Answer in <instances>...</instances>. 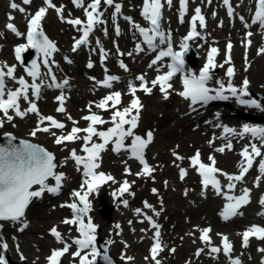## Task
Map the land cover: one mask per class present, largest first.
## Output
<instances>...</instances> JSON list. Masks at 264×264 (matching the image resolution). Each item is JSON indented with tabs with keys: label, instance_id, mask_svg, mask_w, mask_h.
<instances>
[{
	"label": "snow or ice",
	"instance_id": "1",
	"mask_svg": "<svg viewBox=\"0 0 264 264\" xmlns=\"http://www.w3.org/2000/svg\"><path fill=\"white\" fill-rule=\"evenodd\" d=\"M33 0H22L23 5H30ZM212 0H207L211 4ZM243 0H241V3ZM71 3L77 9H82L85 20L77 18H66L64 15V5L57 6L54 0H42V5L34 14H28L27 32L22 34L18 31L16 26L8 23L6 28L17 37L24 36L26 43L18 45L15 49V59L21 66L24 65L23 53L29 49L37 53V59L33 60L31 65L24 67L26 76L30 78V82L25 76H16V65H8L7 63L0 65V128L4 127L5 119L11 123L15 117L20 119L26 118L30 113L38 117L36 128L30 133L35 137L38 133H51L55 139L54 143L58 146L67 143H76L82 141V146L78 154L76 149L69 151V156L63 163L71 160L75 164L77 172L82 174V183L80 191H73L71 197L73 202L69 204H62L60 207H67L71 209L72 216L70 219L62 221L65 225L76 227L77 237L71 239L69 243L66 241L62 234L56 227L50 229L49 234L55 239L57 244L62 245L60 249L51 250L50 255L46 258L47 264H62V258L65 254L70 253V249L74 246L75 251L71 252L73 260L78 259V264H97L98 259H102L105 264H112L107 252L101 255L100 249L97 247L96 234L97 226L94 224L90 212L93 210L92 203L89 199L90 195L96 192L103 184L111 181L116 183L113 176L98 171L101 168L102 153L109 150L117 155L122 152L129 153V159H135L142 166L141 171L136 173L138 177H151L155 169L150 166L145 159V150L153 142L154 134L152 131L146 133V137L135 134V130L139 126L141 112L143 111V104L139 97L136 95L138 91H142L145 95H151L152 92L159 87V91L164 100L170 98V90L173 89V79L179 76L182 83V91L177 92L181 98L189 101V108L191 111L196 110V105H206L213 100H228L235 98L237 103L249 108H255L264 112L262 106L255 99H245L250 96L248 91L250 81L245 78L241 86L237 87L233 83L235 77V68L232 63L231 52L233 49L232 43L229 41L226 45V55L223 64L216 63V56L219 55L217 47H210L207 53L206 62L199 70V73L191 71L185 63V57L191 50V42L197 39H205L201 31L198 29L206 28V19L202 14L200 7L195 8L194 14L190 19V27L186 36L180 41L179 50H174L173 34L171 30L167 32L162 28L163 10L165 4L168 8L173 5V0H142V7L140 11L141 17L147 22L148 27H143L135 23L130 16H124L123 19L131 25L135 33L139 34L141 42L135 44V54L139 55L145 51L154 53V58L148 64L151 69L155 66V71L158 75L151 81L146 80L145 75H139L136 80L139 85L131 82L128 84V94L132 97L129 105L122 110L117 107L122 103V93L120 91L111 92L109 95L103 97L94 106L101 111H109L115 109L111 113L110 120H105L101 115L92 111V104L88 106V115L81 117L82 120L87 121V127L80 128L76 126L79 122L74 120L70 115L68 119L72 122V128L66 134L57 135L53 129L63 131L66 125L58 121L52 116H43L37 106L36 101L41 98L43 88L59 89L61 95L56 97L59 104L56 111L58 113H66L65 102L66 97L63 95V90L69 85V80L66 78L62 82H58L54 68L59 65L54 59V54L59 51V48L44 32L42 22L44 21L49 10H54L62 23L70 25L78 33L79 37H74V43L71 51L77 52L83 46H90V37L96 31L98 26L105 25L107 22L103 19L105 11L102 5L108 8H113L112 21L115 25V34L119 36L121 30L116 24L117 16L122 14V5L116 0H90L85 4V0H71ZM189 0H179V21L181 24L185 22V16L188 12ZM223 6L226 8L227 15L231 19L235 14V8L231 0H222ZM10 7L20 13H26L24 7H20L17 3L12 2ZM71 16V13L68 14ZM213 13V17H215ZM9 20L14 17L9 16ZM245 29L250 28L252 25H257L261 30H264V0H255V10L251 16V23L245 20L241 15L239 17ZM223 26V22L220 23ZM105 36H107V28L102 29ZM253 33L247 31L245 33V71L248 70L247 49L251 47ZM96 45L99 50L100 63L104 67L105 75L101 81L93 79L97 87L111 89L114 83L119 82V77L116 75L108 74L105 62L108 58V52L103 48L99 38L96 39ZM117 53L120 56L125 53L120 52L117 47ZM264 54V47L258 49L257 55ZM132 56L133 53H127ZM167 59V63H163ZM66 63L71 64L73 61L65 56ZM229 65L226 69V76L228 78L227 84L223 80H217L218 87H209V82L212 81L214 71L217 67L223 68L224 65ZM41 67L46 71L41 72ZM88 68L94 67L91 60L87 64ZM119 67L124 71H128V66L121 60ZM166 68L167 71L161 72V69ZM14 83L17 87L9 88L8 83ZM21 101L27 104L26 108L21 107ZM14 114V115H13ZM217 118H219L217 116ZM111 124L106 130H99L98 125ZM223 128V139L228 142L215 151L223 154L225 150L232 151L233 144L229 137L237 136L241 139L248 136L252 141H259V145L255 142L246 144L239 155L238 174H229L222 169L216 167V159L214 156H209V164H205L201 159L199 150L189 158V166L194 169L201 178L202 195L211 188L217 196H223L227 202L220 213L224 221H229L237 215H243L240 211L241 208L251 203V189L243 188L239 195H235L237 185L243 183L249 171L253 168L254 164H258L259 175L255 178L254 186L259 187L261 178L264 177V127H254L244 124L239 132L236 129L227 126L217 125ZM80 133L85 135L81 136ZM97 138L96 142L93 138ZM131 139V143L127 144L126 141ZM9 143L7 146H0V222H11L19 226V231L23 232L29 227L25 219L26 210L34 199H41L47 192L51 195L58 196L63 187V182L67 179L63 172H58L57 168L62 166L56 162V157L53 153L27 141H20L19 145L11 143L14 137L9 136ZM214 143V140L209 141V146ZM176 161H183L184 157L178 153L173 152ZM257 158H260L257 161ZM179 167V165H176ZM125 175H131V170L125 168ZM188 175V170L179 167V178L184 180ZM219 177H223L227 181L226 185H222ZM49 180L54 181V185L48 183ZM38 186V187H34ZM167 186V182H165ZM131 184L125 180L120 185L116 192L112 195L115 199L122 198L125 193H131ZM226 189V191H225ZM154 195H158L156 189H152ZM187 195V192H185ZM123 206H128L127 200H122ZM259 204L264 208V196L259 199ZM145 209H152V205L144 201ZM136 215L143 216L144 219L140 223L148 222L153 232V244L150 248L151 260L154 264H161L158 255L162 252L163 246L161 243L160 225L155 222L152 216H148L140 209H136ZM153 215L158 217L160 212L153 209ZM264 216V212L258 213ZM131 224V221L129 222ZM119 228V225H116ZM142 231H146L143 230ZM210 227L200 230L199 240L207 248L209 254H214L213 258L223 252V255L228 259V264H241L238 257L232 256L233 245L229 241L228 236L218 234L221 237V245L214 246L210 233ZM255 237L259 240H264V227L252 225L250 228L242 233V247L249 246L250 238ZM109 244L111 241L108 242ZM125 247L127 245L125 244ZM0 249L7 250L8 244H0ZM174 253L175 249H171ZM205 248L197 249L195 256L198 258ZM264 252V248L258 249ZM21 260L25 257L21 255ZM122 260L130 261L132 257H121ZM147 259V257H146ZM0 264H8L4 255H0ZM264 264V260L261 261Z\"/></svg>",
	"mask_w": 264,
	"mask_h": 264
},
{
	"label": "rangeland",
	"instance_id": "2",
	"mask_svg": "<svg viewBox=\"0 0 264 264\" xmlns=\"http://www.w3.org/2000/svg\"><path fill=\"white\" fill-rule=\"evenodd\" d=\"M35 1V0H34ZM38 1V0H36ZM121 0L123 2V7H127V10L124 12L127 15L136 16L138 7L140 5L141 0ZM7 6V2L1 0V5ZM43 6L42 3H35L34 5L30 4L27 7L28 11H33L35 8ZM128 9L131 11L133 9V12L130 13ZM168 10H170L168 12ZM75 13V10H74ZM109 13L111 14V10H109ZM178 11H175L173 9V5L171 8H168L165 12L164 16V25L167 26V23L169 21H172V25L176 29V36H179V38H183L185 33L188 31V26L185 18V22L183 24L179 21V15ZM8 14V13H7ZM66 14H69V11L66 12ZM2 20V19H1ZM6 16H4V19L2 22L0 21V40L4 43V46L10 41V44H13V41L11 38H7V34L15 35L11 32L6 31L4 25H5ZM19 20V19H18ZM19 23H21L22 32L24 26V20L20 19ZM103 28L97 27L94 36L99 35L100 43H104L107 47H110L111 42H114L116 44H119L121 46L124 45L125 41L124 38H121V40H112V31L111 28H108L107 36L103 33ZM215 32V35L210 37L212 32ZM44 32L47 34H52L55 36L58 40L62 42V45L66 48H71L72 43L74 41V37H77L76 30L75 32H72V29L65 24L60 23V21L56 18L55 22L52 18L49 19V24L46 25V28H44ZM132 32V28L130 25H127L125 28V33L130 34ZM207 38L205 42H212V41H222L223 44L226 42V40L230 39V31H222L218 28V21H210L209 27L207 29ZM179 33V34H177ZM16 38H18L15 35ZM96 39L93 37L94 45H96ZM201 39H199L198 42L193 43L194 49L197 48V45L202 43ZM236 42V58L240 59L236 62H234V68L236 72V76L234 77V81L237 83L242 84L243 79L247 78L250 81L249 87L251 91L259 95V98L262 99V102H264V72L262 70L259 71L260 68L264 66V57L259 58L257 56V50H254V55L251 59L248 60V64L250 67L248 68V73L245 72V61L243 60L242 52L240 50H237V47L243 42V39L237 38L235 39ZM132 44L133 39L129 41V47L127 46L128 51L125 54V60L126 62H129L131 56H128L127 53L132 52ZM243 44V43H242ZM10 48H5L2 61L6 62L10 59L11 54H9ZM112 54L114 55L113 51ZM198 54L201 56L202 51H198ZM1 62V61H0ZM145 64H149V61L145 58ZM5 64V63H2ZM8 65H15L14 63H7ZM143 63L139 61H134L130 65H128V71L125 72L130 76V81L134 82L136 80V77L138 74L142 73L143 71ZM223 64V63H220ZM78 69H84V62L83 64L78 65ZM116 67L122 71V69L116 65ZM221 68V67H220ZM224 69V71H222ZM226 69L222 68L219 69L218 74H221L223 77L226 75ZM244 70L240 72V70ZM97 73H99V69H96ZM76 76L79 77V75L76 74ZM84 76V73H83ZM81 78V77H79ZM81 79L87 80V77H83ZM79 88L85 89L86 84H77ZM160 94V95H159ZM91 95V92H88V96ZM87 100V98H85ZM143 108L145 109L144 113L141 112V118H140V124L141 126L136 131V135H140L142 137H146V133L148 131H152L154 134V140L149 145L150 149H147L145 151V155L147 158L152 159L154 165L157 167V171L151 176V177H143L141 176V180H137V191L134 193V195H129L125 200L128 201V206H123L122 200L121 203L118 205V210L112 214V222H109L108 220L104 219L102 216H100L99 213V206H100V199L104 201V203L114 202L111 199V195L113 193V189L104 190L100 193L101 198L95 197L94 202L97 206V210L95 211L96 215V222H97V236L102 237L104 241H111L112 244V252H110V260L112 264H117L118 261H121L122 264H154V262L151 260V257L148 256V252L151 248V238L152 234L146 233V240L144 242H141L140 235L141 230L140 228H143L147 231H149V226L147 224H139V220L141 219L140 216L135 215L136 209L141 208L143 205V202L147 199H154L155 201L151 203L152 209L148 211V214L151 216L153 215V209L155 211L164 212L163 222H164V229L166 230L165 234V252L159 253L158 259H160L161 263L165 260L164 264H184L186 260H188V257L192 256L195 253V247L197 244V241H195L194 238H192V235L194 234V229L197 227V225H200V230L204 228H208L206 224H208L212 218L210 217V209L214 208L215 210L212 211L213 216L216 217L217 220L220 219V210L219 206L220 203H217L212 206V204H209V200L213 199L214 197L210 195L211 191H207V193H204L202 195V190L196 189L194 179L192 177L188 178L185 183L179 182V175L177 172V167L174 165V162L176 161L173 152L178 153L180 156H183L184 153L187 154V157L183 159L186 165H189V158L192 157L196 152L192 150V146L197 147H205L207 148V158L211 155L214 156L215 159L220 160V165L222 157H225L227 154H232L234 156H237L238 159L240 158L238 154V147L236 145H233L232 151H227L223 154L216 152L215 149L222 147L226 144L225 141H216L211 146H209V141L214 140L210 134H205V131H197V124L193 123L191 127H189V122L187 120V117L185 115V112L180 113L179 115H176L175 113V107L176 102L178 100V95L176 93V89L174 88L173 91L170 93V98L168 100H164L162 98V95L159 90L154 91L151 95H143ZM86 102V101H85ZM84 102V103H85ZM83 103V105H84ZM82 105V106H83ZM82 106H76L74 113L78 114L80 117L83 113H85L86 109ZM81 107V108H80ZM73 109V108H71ZM56 111V107L54 105L51 108H47V110L44 111V114L51 115L54 114ZM14 115V114H13ZM0 118H3L2 114H0ZM65 118V117H64ZM36 125V118H32L30 121H22V122H11L8 121L5 122L4 129H1L0 133H12L17 138H20L19 140L30 142L31 132L35 128ZM212 129L213 127H209ZM208 128V129H209ZM194 133L198 134L199 137H202V142L194 139ZM221 132H218V135L215 136V138H218L221 136ZM52 137L53 140L55 137L52 134H45L41 135L38 138L34 139L33 141L43 146L44 148L48 149L49 151L56 152L60 154V160H66L68 157L67 152L70 150L65 146H56L52 141H50L48 138ZM32 141V140H31ZM82 142V141H81ZM96 142H99L98 139H96ZM131 143V140L129 141ZM215 153H219L220 156L217 157ZM106 156H104L105 160L109 159V162H107L104 165V169L108 170L109 172H112L116 174L117 176H123V165L125 162V152H122L119 155H115L111 158V153L107 152L105 153ZM154 157H157L158 159H154ZM128 158V156H127ZM202 159V158H201ZM183 161H181V164H183ZM180 163V161H176ZM207 162H210L209 159ZM232 164H235V160L233 161H227ZM206 164V162H204ZM63 169L61 172L65 174L67 179L63 182V187L66 185L68 187H76L78 183V176L76 173L75 165L68 160L67 163L62 164ZM61 166V167H62ZM172 170V174L169 172V170ZM230 174H238V172H231ZM128 180H133V178H128ZM251 180V179H250ZM50 185H54V181L49 180ZM221 184L226 185L225 182L221 178ZM245 181V180H244ZM165 182H167V186H165ZM252 183V182H251ZM243 184V185H242ZM242 185V186H241ZM241 186V187H240ZM251 185L250 183L247 184V187L249 188ZM246 187V185L243 183H240L237 185L238 194L242 191L240 188ZM115 188V187H114ZM261 187L260 189H262ZM152 189H156L158 195H154L152 192ZM185 192H187V195H185ZM48 193L46 192L43 197L41 198V203L46 200ZM70 197V193L66 195V198ZM213 197V198H211ZM254 196L251 195V198ZM37 204H34V211L39 210L40 213H43L40 218H46L48 221L43 223H37L38 219L36 218L37 214L34 215L35 212H32V224L29 230V234L26 237V234L23 235L26 239V241H30L31 246L30 249L25 250V254L27 256V262L24 264H43V261H45L46 254L49 253L51 249L57 248L60 245L54 242V245L51 243V241L48 243L47 248L40 247L39 244L41 242H44L46 239H49L47 237H51L49 234L50 229L53 227H56L57 229H62V237L68 241L72 235L73 230L70 231L69 227H64L62 225V219L61 217L62 212L58 210V207L61 205L60 202H55L53 206H47L46 204H42L41 206H37ZM222 206V205H221ZM57 208V209H56ZM38 212V213H39ZM250 213L254 214L255 212L253 210H250ZM58 214L57 217L54 219H49V215ZM196 216H193L195 215ZM121 217L125 219L124 225H120L119 222H122ZM156 217V216H154ZM195 217L199 219L202 217L205 221H196L194 220ZM61 219V220H60ZM131 221V224L129 223ZM211 224H213L211 222ZM116 225H119L120 227L117 228ZM241 227H235L233 232H221L224 235L228 236L230 240L234 242V244L240 245L242 240V230ZM200 232V231H198ZM212 238V242H216L215 244H218L219 239L216 235L210 234ZM236 237H241L240 240L236 241ZM50 240V239H49ZM217 240V241H216ZM118 243V244H117ZM53 245L52 247H49L50 245ZM125 244L127 247H125ZM119 245V248L118 246ZM256 245V249H260L262 246H264V243H254ZM24 246V245H23ZM118 248V249H117ZM139 248V249H138ZM171 249H175L174 254L175 256H171L169 253L172 252ZM118 253L119 256H125V257H132V261H126L119 259L118 261L115 260V256H113V253ZM125 252H127L125 254ZM138 252V254H137ZM259 251L257 255H255L253 252H249L248 250L243 252L244 258L246 261V264H261V258L262 255ZM115 257V258H114ZM147 257V259H146ZM243 258V256H241ZM264 260V256H263ZM119 263V262H118ZM105 264V262L103 263ZM198 264H203V259L198 262Z\"/></svg>",
	"mask_w": 264,
	"mask_h": 264
},
{
	"label": "bare ground",
	"instance_id": "3",
	"mask_svg": "<svg viewBox=\"0 0 264 264\" xmlns=\"http://www.w3.org/2000/svg\"><path fill=\"white\" fill-rule=\"evenodd\" d=\"M40 0H38V2H39ZM132 1H134V0H132ZM33 3H35V1L33 2ZM247 4V3H246ZM81 9H76V11H77V13L78 14H81V11H80ZM6 11H7V9H3L2 7L0 8V21L2 22V20L4 19V16H5V13H6ZM170 10H168V12H169ZM28 13V11L26 10V13H24L23 15H22V17H24L26 14ZM105 14L107 15L108 14V12L106 11L105 12ZM2 19V20H1ZM166 24L168 25V23H167V21H166ZM18 29H19V32H21V27L18 25V27H17ZM167 30H171L172 32L175 30V33H176V29H175V27L174 26H172L171 25V23L169 22V25H168V27H167ZM204 32L205 31H203V34H204ZM206 33V32H205ZM177 34H179V33H177ZM179 37V36H178ZM193 47V46H192ZM237 50H239V48H237ZM191 54H193V53H195V49H194V47L191 49ZM141 55H143V54H139L138 56H140L141 57ZM240 59H238V61H239ZM143 63V62H142ZM147 65L146 64H144L143 63V67H146ZM250 70V69H249ZM249 70H247V71H245L246 73H248V71ZM260 70H262V72H264V66L262 67V68H260L259 69V71ZM242 71H244V70H240V72H242ZM76 74L77 75H79V77H81V78H83L84 76H83V71L82 70H77L76 71ZM76 74H75V76H76ZM249 90H251V89H249ZM248 90V91H249ZM254 94V93H253ZM70 101H71V104H74V103H80V101H81V99L79 98V97H77L76 99L75 98H71L70 99ZM47 102V100H45L44 101V104ZM177 104H176V107H175V113H176V115H179L180 113H183V112H188L189 110H190V108H189V106L187 105V101L186 100H184L183 98H181V97H179L178 98V100H177V102H176ZM66 109H69V107H68V105L66 106ZM188 115V114H187ZM190 118H192L191 116H190ZM193 125V121L191 120L190 121V123H189V127H191ZM202 129H204V127H202ZM0 131H1V129H0ZM194 139H196V140H198V141H200V142H202V137H199V135L198 134H196V133H194ZM192 148V150L193 151H195V150H197V146H192L191 147ZM200 152H201V157L203 158V160L204 161H207V158H206V156H207V150L206 149H204V148H201L200 149ZM155 159H158L157 157L155 158ZM222 160L223 161H221V165H220V167L222 168V169H228V166H229V168L231 169V170H234L235 172H237L238 170H239V161H240V159H238V157L237 156H234V155H232V154H227L225 157H222ZM233 160H235V164H230V163H228L227 161H233ZM180 163H181V161H180ZM183 164H185V162L183 161ZM226 164L228 165V166H226ZM174 165H180L178 162H174ZM60 171L63 169V166L61 167L60 166ZM169 172L172 174V176H173V171L170 169L169 170ZM251 179V180H250ZM251 182L253 183V182H255V177H253L252 175H249V176H247V178L245 179V181H244V184L246 185V187H247V184H251ZM243 185V184H242ZM241 185V186H242ZM240 186V187H241ZM38 187V186H37ZM243 188H245V187H242V188H240L241 190L243 189ZM248 188V187H247ZM249 189H251V195H253L254 197H253V199L257 196V194H258V191L256 190V189H253V187H249ZM211 198H213V197H211ZM223 200H225L224 198H222V197H220V196H217V195H215V197H214V200L213 199H210L209 200V204H212V206L213 205H215V204H217V203H220L221 201H223ZM39 203V199H34L33 200V202L30 204V206H29V208L26 210V214H30L29 216H30V220H32V215H31V213L32 212H35L34 213V215L35 214H37V216H36V218L38 219V221H37V223H43V222H46V221H48V219H46V218H40L41 216H42V214L43 213H40L39 212V210H37V211H34V210H32L31 208H32V206L34 205V204H38ZM213 210H215L214 208H212V209H210V217L212 218V220L208 223V224H206V226H208V225H212L213 226V230L215 231V233L216 234H218V233H221V232H225L224 230H226L227 232H230V233H232L233 232V230H234V228L236 227V226H238V225H240V223H242V222H238V221H236V222H231V223H229V224H221L217 219H216V217L215 216H213V213H212V211ZM59 211H61V210H59ZM39 212V213H38ZM61 212H63V211H61ZM57 215L58 214H53V215H49L50 217H49V219H52V218H56L57 217ZM193 216H196V214L195 215H193ZM121 219H123V217H121ZM194 220H196V221H205V220H203L202 219V217H200L199 219H197L196 217H195V219ZM254 220H252V219H250L249 220V223H252ZM211 222L213 223V224H211ZM164 223V222H163ZM196 229L197 230H199L200 229V225L198 224L197 225V227H196ZM196 233V232H195ZM28 234H29V232H27V234H26V237L28 236ZM48 243H49V240H45L44 242H41V244H39L40 245V247H44V248H47V246L46 245H48ZM152 244H153V242H152ZM30 246H31V243H30V241H26V239H25V242H24V247H22V249L21 250H28V249H30ZM118 246V248H119V245H117ZM256 245H254V244H251L250 246H249V252H253L255 255H257V253H258V249H256ZM264 247V246H263ZM117 248V249H118ZM190 260H191V264H198V260H199V258H197L196 256H192V257H188ZM98 262V261H97ZM118 263V262H117ZM118 264H121V263H118ZM212 264H217L216 262H214V261H212Z\"/></svg>",
	"mask_w": 264,
	"mask_h": 264
},
{
	"label": "water",
	"instance_id": "4",
	"mask_svg": "<svg viewBox=\"0 0 264 264\" xmlns=\"http://www.w3.org/2000/svg\"><path fill=\"white\" fill-rule=\"evenodd\" d=\"M9 136H2L0 135V146H7V144L9 143ZM21 140L15 139L11 141V143L15 144V145H19ZM111 218V217H110ZM103 254V253H102Z\"/></svg>",
	"mask_w": 264,
	"mask_h": 264
}]
</instances>
